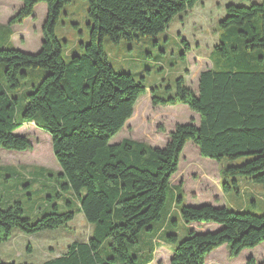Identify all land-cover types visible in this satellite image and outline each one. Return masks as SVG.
Wrapping results in <instances>:
<instances>
[{"label": "trees", "instance_id": "trees-1", "mask_svg": "<svg viewBox=\"0 0 264 264\" xmlns=\"http://www.w3.org/2000/svg\"><path fill=\"white\" fill-rule=\"evenodd\" d=\"M19 1L22 6L9 23L11 37V27L34 17L37 5L46 3L47 15L37 53L15 47L0 49V63L4 65L0 77V147L31 150L30 138L15 133L26 122H35L47 131L61 168L57 171V196L71 194L78 211L61 212L55 204L52 212L32 221L24 216L20 201L0 207V243L10 240L15 228L28 234L56 229L81 212L94 225L92 235L71 243L66 252L43 264L151 263L155 251L152 239L157 225L171 211V178L179 169L188 142L197 145L201 156L217 162L252 157L241 165H222L225 192L236 188L240 177L264 187V0L249 6L227 5V14L219 23L217 63L200 73L197 92L183 76L176 80L175 93L168 98L152 90L154 107L182 103L200 115L198 125L178 123L164 147L131 138L111 144L147 89L143 79L115 70L104 41L108 38L118 44L158 36L198 0H86L90 42L81 43L82 52L67 61L57 27L72 0ZM184 44L190 50L186 40ZM28 69L47 73H40L43 79L24 96L22 117L17 120L20 98L11 92L23 87ZM23 170L25 174L15 173L24 186H29L38 175L27 167ZM41 171L49 170L42 167ZM178 194L174 203L180 207L184 222L213 223L218 228L202 233L192 230L182 240L175 233L163 234L172 246L170 264H205L206 257L222 245L228 247L231 257H237L264 242V214L210 204L195 207ZM66 203L71 206L73 200ZM247 264L257 261L248 258Z\"/></svg>", "mask_w": 264, "mask_h": 264}, {"label": "rangeland", "instance_id": "rangeland-1", "mask_svg": "<svg viewBox=\"0 0 264 264\" xmlns=\"http://www.w3.org/2000/svg\"><path fill=\"white\" fill-rule=\"evenodd\" d=\"M17 1L20 2L0 0V49L15 47L26 53L35 54L40 50L43 40L42 24L46 19L47 5L41 3L36 8L34 17L11 27L13 30L11 40L9 23L17 9ZM260 1L198 0L193 9L177 15L169 27L158 36L144 37L139 42L123 40L118 44L106 38L104 46L110 64L119 72L133 74L137 80L143 79L147 89L135 105L131 122L112 138L111 144L131 138L156 147H164L178 123L193 122L198 125L200 115L188 105L181 103L154 107L151 103L152 90L155 89L157 96L168 98L175 93L176 80L183 76L187 84L197 92L200 73L217 63L215 48L221 41L219 23L227 14V5L249 6ZM88 8L86 0H72L63 11L57 27V37L63 45V57L66 61L74 54L82 52L81 43L90 42L88 24L91 21L88 17ZM184 40L189 44L190 50L185 48ZM26 71L28 79L23 81V87L11 92L20 98L17 120L22 117L24 96L43 79L40 73H47L43 69ZM3 73L4 65L0 63V77ZM15 133L27 135L33 148L16 151L0 147V207L8 208L14 202L20 201L24 207V216L32 221L52 212L55 204L59 205L61 212L69 209L78 211L77 202L71 194L62 193L61 196H57L56 185L60 178L56 170L60 165L53 153L51 135L35 122L24 123ZM251 158L242 156L236 160L224 159L221 164L225 167L241 165ZM211 162L217 161L201 156L199 148L193 142L186 144L181 155L180 173L173 179V184L178 185L176 188L172 186L168 195V209L172 208L179 193L187 205L195 207L210 204L264 214V187L261 184L240 177L236 188L229 180L234 188L225 192L221 166L217 168ZM25 167L38 175L29 186H24L22 178L15 173L17 171L25 174L23 170ZM42 167L49 171L42 172ZM69 199L73 200L71 206L66 203ZM198 224L205 223L188 224L182 220L177 210L164 236L175 233L182 240L188 237L192 230L202 233L205 228ZM93 230L94 225L87 222L81 212H77L76 217L66 226L56 229L28 234L15 228L10 240L0 243V261L43 264L44 261L66 252L71 243L87 240ZM108 243L107 240L104 246L107 247ZM151 246L156 248L155 243ZM170 254L169 246L161 247L154 253V260L150 264H170ZM248 258H254L257 264H262L264 242L255 248L246 249L237 257H231L228 250H221L208 264H247Z\"/></svg>", "mask_w": 264, "mask_h": 264}, {"label": "crops", "instance_id": "crops-1", "mask_svg": "<svg viewBox=\"0 0 264 264\" xmlns=\"http://www.w3.org/2000/svg\"><path fill=\"white\" fill-rule=\"evenodd\" d=\"M17 9L15 10V12L13 14H15L18 9L22 6V3L21 2H18L17 1ZM40 5V4H39ZM38 7V5L36 6V8ZM36 8H35V13H36ZM27 20V19H26ZM43 25V24H42ZM14 26V25H13ZM12 26V27H13ZM12 29V28H11ZM13 31V30H12ZM13 37V36H12ZM12 37H11V40H12ZM42 37H43V34H42ZM43 41V40H42ZM131 122V119H129L126 123L129 124ZM180 163H181V159H180ZM211 163H214L216 165L217 168H219L220 166L222 167V164L221 162H211ZM201 165V164H200ZM203 165V164H202ZM61 168L58 167V169L56 171H60ZM180 173V164H179V169L177 171V173H175L172 178H171V185L176 188L178 184L174 185L173 184V179L174 177H177ZM180 185L181 182L179 183ZM189 204H192V203H189ZM177 210H180V207L178 206V204L176 203H173V207L171 208V211L167 214L165 220H163L161 223H159L157 225V228H156V232L157 233L154 237H153V243L156 244V248H155V251L154 253L156 252L157 249L161 248V247H165V246H169L170 247V260H171V257H172V246L170 244H168L164 237H163V234L164 232L167 230V228H169V226L171 225V219L174 217V213L177 211ZM202 228H205L204 229V232L209 230V231H214L216 230V228H218V226L216 224H213V223H207V224H201L200 225ZM206 228H210V229H206ZM221 250H228V247L226 245H222L221 247L215 249L213 252H211L207 257H206V261H205V264H208L210 262V260L215 256V254H217L219 251ZM229 251V250H228ZM245 251V250H244ZM243 251V252H244ZM242 252V253H243ZM241 253V254H242ZM240 254V255H241ZM154 260V259H153ZM153 262V261H152ZM150 264V263H149Z\"/></svg>", "mask_w": 264, "mask_h": 264}]
</instances>
